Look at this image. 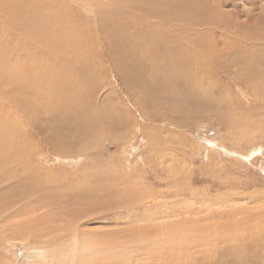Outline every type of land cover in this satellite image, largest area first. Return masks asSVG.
Masks as SVG:
<instances>
[{
	"label": "rangeland",
	"instance_id": "obj_1",
	"mask_svg": "<svg viewBox=\"0 0 264 264\" xmlns=\"http://www.w3.org/2000/svg\"><path fill=\"white\" fill-rule=\"evenodd\" d=\"M7 1L28 7L29 3L47 2L52 7L42 6L48 9L40 8L42 14L37 13L45 17L58 11L53 8L56 3L64 2L76 10L83 0ZM231 1L238 6L229 4L223 10L239 11L238 22H249L248 11L257 21L264 16V0ZM2 4L0 1V9L6 8ZM44 17L39 22L45 30L48 24L43 22L49 23L52 16ZM18 20L25 23L23 17ZM1 28L0 67L5 65L7 71L15 73L11 66L24 65L25 60L31 59L32 67H42L34 71L36 78L27 81L41 82V72L49 73L43 71L45 67L80 70V64H86L90 75L82 80L86 89L92 91L93 111L99 110L96 114L100 119V114L103 116L98 125L102 128L98 143L95 138L78 140L59 151L46 146L44 132L40 133L42 129L49 130L47 121L42 124L38 120L39 126H31L27 120L26 128L19 125V129L28 131L23 134L24 141L19 143L18 137L15 139L23 146L29 138L30 152L24 154V160L29 158L34 168L48 175L47 181L54 188H64L67 194L83 187L100 168L108 177L112 173V184L127 178L131 185L146 187L145 194L152 196L143 199L151 201L148 207L140 203L139 210L134 209L131 214L115 208L58 219L53 216L63 208L43 206L0 217V264H29V260L40 264L34 255L38 254L35 251L41 241L58 247L46 249L47 255L58 256L61 246L67 248L86 241L105 242L109 254L120 245H133L131 261L126 264H264V79H246L239 74L244 71L235 74L238 71L233 66L236 70L231 67L230 73L218 78L200 79V91L191 86L194 90L190 94L198 92L195 94L202 101L196 105L185 106L170 100L169 89L159 90L155 101L142 103L137 96L140 89L122 82L125 73L116 67L118 54L110 47L108 37L99 31L91 30L88 34V49L93 50L85 51L91 59L84 63L82 58L46 45L39 35L30 36L21 24L11 25L5 32ZM214 33L217 40L222 38L220 32ZM0 79V113L16 103L22 107L24 103L33 104L34 97L15 90L10 80ZM128 87L134 92L132 101ZM52 133L53 130L49 136ZM252 230H258L256 233L261 236L250 238ZM229 235L248 243L243 254ZM225 239L228 241L224 242ZM107 259L106 263L101 262L104 259L94 263L91 258L78 264H118ZM58 260L63 259L53 257V264H70Z\"/></svg>",
	"mask_w": 264,
	"mask_h": 264
},
{
	"label": "bare ground",
	"instance_id": "obj_2",
	"mask_svg": "<svg viewBox=\"0 0 264 264\" xmlns=\"http://www.w3.org/2000/svg\"><path fill=\"white\" fill-rule=\"evenodd\" d=\"M0 1L4 7L6 6L0 9L2 14L0 25L3 29L0 28L3 32L9 31L11 27L9 30L7 27L11 25L21 24L30 36L39 35L46 45L58 51H66L74 58H82L84 63L91 59L85 51L92 53L93 50L88 49L91 44L87 41L89 32L92 30L95 33L97 30L103 37L107 36L110 47L118 54L116 67L125 73L121 71L124 78L122 82L125 81L129 86L140 89L137 96L142 103L155 101L159 90L169 89L172 91L170 100L185 106L196 105L201 100L195 94L198 92L190 94L194 90L191 86L200 91L197 84L200 79L218 78L222 74L230 73L233 66L238 71L234 73L244 71L245 73L239 74L246 79H264V24H262L264 16L257 21V18H253L248 11L246 15L249 22H238L239 11L223 10V7L229 4L238 6L231 0H83L78 4L80 9L75 8L76 10L61 2L53 6L59 12L55 8L56 12L53 10L46 14V18L49 15L52 18L48 19L49 23H46V20L43 22L45 25L48 24L45 30L41 28L39 22V18L44 15L40 17L38 14L39 11L42 12L41 9L46 8L42 6L52 7L47 2L29 3L31 6L28 7L7 0ZM18 17H23L25 23L18 20ZM214 32H220L218 34L222 38L217 40ZM146 53L148 59H151L150 62L146 61ZM3 58L4 56L1 60ZM29 60L23 62L25 68L20 63L17 64L19 67L11 66L16 70L15 73L7 71L9 68L5 65L0 67V77L10 80L15 90L34 97L33 104L24 103L22 107L21 103H16L0 113V217L15 216L23 211L43 206L50 209L63 208L56 210L57 213L53 216L58 219L66 216L76 218L87 213L115 208L131 214L132 210H139L140 203L148 207L151 201L144 202L143 199L151 197L152 194H145L146 187L131 185L127 178L119 184H112L109 181L112 173L109 172L108 177L106 171L102 172L98 168L91 174L90 179L82 184L83 187L77 186L81 188L69 195L64 192V188L61 190L54 188L50 181H47L48 175L42 174L39 168H34L29 158L24 160V154L29 155L30 152L27 148V145L31 144L27 142L29 138L25 139L26 143L23 146H19L15 139L18 137L19 143L24 141L23 134L27 135L28 131L19 129V125L26 128L27 120L31 126L38 123V120H41L39 122L42 124L47 121L49 130L42 129L40 133L44 132L46 146L59 151L78 140L95 138V143H98L102 130L99 129L101 125L99 127L98 125L103 119L102 114L101 119L96 114L99 112L98 109L96 112L93 111L92 91L86 89V84L82 80L89 78L90 75L86 71L88 68L86 64H80V70L45 67L43 71L49 73L41 72L39 78L42 81L31 82L27 80L36 78L34 71H39L42 66L32 67ZM235 67L233 68L236 70ZM128 92L132 101L134 92L130 91L129 87ZM9 100L14 101L13 98ZM51 130L53 135L49 136ZM66 188L68 189L67 186ZM68 201L67 206H61ZM262 214L264 215L263 212ZM256 232L258 230H252L250 238L261 236ZM255 233L256 235H253ZM228 237L232 238L230 235ZM226 241L228 240L225 239L224 242ZM230 241L238 246L242 254L244 253L247 242H243L237 236ZM86 242L81 245L75 243L67 248L61 246L58 256L46 254V249L53 247L58 250V247L49 241L45 243L41 241L35 251L38 254L34 256H38L40 264H53V257L63 259L58 260L60 263L66 260L70 264H78L91 258H94L93 262L96 260V263H99L97 261L100 259L108 258L107 260L115 263L126 264L131 261L134 252L132 250H135L133 245L125 244L117 247L118 249L114 248L109 254L105 242L90 241V244ZM1 244L0 249L3 248ZM30 261L33 260H29V264H32Z\"/></svg>",
	"mask_w": 264,
	"mask_h": 264
}]
</instances>
